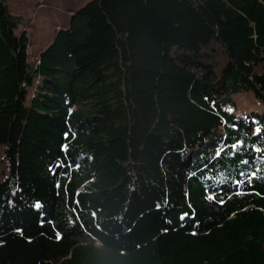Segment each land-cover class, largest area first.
Returning a JSON list of instances; mask_svg holds the SVG:
<instances>
[{
  "label": "trees",
  "instance_id": "1",
  "mask_svg": "<svg viewBox=\"0 0 264 264\" xmlns=\"http://www.w3.org/2000/svg\"><path fill=\"white\" fill-rule=\"evenodd\" d=\"M7 1L0 264H264V0H88L37 61Z\"/></svg>",
  "mask_w": 264,
  "mask_h": 264
},
{
  "label": "rangeland",
  "instance_id": "2",
  "mask_svg": "<svg viewBox=\"0 0 264 264\" xmlns=\"http://www.w3.org/2000/svg\"><path fill=\"white\" fill-rule=\"evenodd\" d=\"M77 1V2H76ZM8 0L12 13L19 15L22 19L15 33L19 34L25 30L28 36L29 59L37 61L38 56L54 39L58 28L65 27L68 23L69 12L77 9L88 0ZM51 42L47 45L45 43ZM201 57L203 61H223V52L219 46L205 48ZM241 101H246L244 97ZM257 102L255 101V104Z\"/></svg>",
  "mask_w": 264,
  "mask_h": 264
},
{
  "label": "snow or ice",
  "instance_id": "3",
  "mask_svg": "<svg viewBox=\"0 0 264 264\" xmlns=\"http://www.w3.org/2000/svg\"><path fill=\"white\" fill-rule=\"evenodd\" d=\"M228 110L231 111V109H228ZM260 131H261L260 125L257 124L256 132H260ZM241 145H245V142H244V140L242 138L241 139H236L233 143H231V148L234 150L231 154L234 155L235 154V150L239 149ZM245 147H250L252 150H254L256 152L260 151V148H259L258 144H251L250 146H245ZM221 151H222L221 148H217L216 155H219ZM242 163L249 164V162L247 160V157H245L243 159ZM260 163H264V156L260 157L259 160L254 158L252 164H249V168L248 169L241 170L237 174L236 179L233 181L237 185V188H236L237 194L241 193V187L240 186L244 185L245 181H247V183L250 184L252 182V177H255V176L258 175V172L260 171V169H259V164ZM253 164L256 166V170H252V165ZM52 170L54 171V169H52ZM221 182L223 183V182H228V181L224 180V181H221ZM57 187H59V182H57ZM206 198L207 199H213L214 198V193L208 192ZM219 202L223 203L222 200L219 201ZM34 207L37 208V209L42 208V202L39 201V200L34 201ZM41 215L43 216L44 214L41 213ZM187 215H189V213H187V212L182 213L181 214V219L183 220V218L185 216H187ZM43 222H44L43 220L40 221V223H43ZM16 230L20 231V229H16ZM194 231H195V229L193 228V232Z\"/></svg>",
  "mask_w": 264,
  "mask_h": 264
},
{
  "label": "crops",
  "instance_id": "4",
  "mask_svg": "<svg viewBox=\"0 0 264 264\" xmlns=\"http://www.w3.org/2000/svg\"><path fill=\"white\" fill-rule=\"evenodd\" d=\"M75 1H76V0H74L73 3H76V2H77V1H76V2H75ZM80 6H81V5H80ZM74 10H76V9H74ZM71 14H72V12H69V17L71 16ZM69 17H68V20H69ZM67 24H68V23H67ZM65 27H67V25H66ZM65 27H61V28H59V29H62V28H65ZM59 29H57V30H59ZM57 30H56L54 33H56ZM50 42H51V40H50L48 43L46 42L45 45L49 44Z\"/></svg>",
  "mask_w": 264,
  "mask_h": 264
},
{
  "label": "water",
  "instance_id": "5",
  "mask_svg": "<svg viewBox=\"0 0 264 264\" xmlns=\"http://www.w3.org/2000/svg\"><path fill=\"white\" fill-rule=\"evenodd\" d=\"M58 31V30H57ZM57 33V32H56Z\"/></svg>",
  "mask_w": 264,
  "mask_h": 264
},
{
  "label": "bare ground",
  "instance_id": "6",
  "mask_svg": "<svg viewBox=\"0 0 264 264\" xmlns=\"http://www.w3.org/2000/svg\"><path fill=\"white\" fill-rule=\"evenodd\" d=\"M59 29V28H58Z\"/></svg>",
  "mask_w": 264,
  "mask_h": 264
}]
</instances>
